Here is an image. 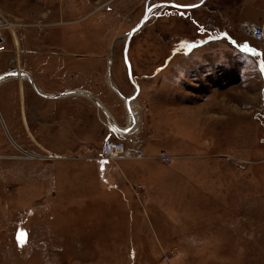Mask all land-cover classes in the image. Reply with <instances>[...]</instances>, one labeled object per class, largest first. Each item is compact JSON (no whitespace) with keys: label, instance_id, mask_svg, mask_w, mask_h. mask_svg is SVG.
<instances>
[{"label":"rangeland","instance_id":"obj_1","mask_svg":"<svg viewBox=\"0 0 264 264\" xmlns=\"http://www.w3.org/2000/svg\"><path fill=\"white\" fill-rule=\"evenodd\" d=\"M200 1L0 0L25 24L0 65L18 44L63 57L66 82L111 113L96 100L97 133L71 160L0 163V264H264V41L243 31L264 28V0L159 7ZM115 90L133 96L134 125ZM101 112L148 160H98Z\"/></svg>","mask_w":264,"mask_h":264},{"label":"crops","instance_id":"obj_2","mask_svg":"<svg viewBox=\"0 0 264 264\" xmlns=\"http://www.w3.org/2000/svg\"><path fill=\"white\" fill-rule=\"evenodd\" d=\"M11 45L15 47V43ZM34 45L41 50L49 47L42 42ZM16 47L19 51L23 49L19 52L20 56L16 55L0 65V75L12 71L6 78L0 79V161H3L0 163L8 165L10 162L9 166L12 167L18 160L42 163L71 160V151L76 149L73 145L77 146L81 140H85L86 144L88 136L93 140L94 133H97L95 125L99 110L88 97L72 93L75 90L85 93L87 91L72 89L69 79L66 82L65 66L68 65L63 57L45 56L42 52L36 55L35 51H26L30 48L25 44L23 48L19 44ZM87 100L91 103L88 104ZM95 100L100 102L97 98ZM102 106L109 112L105 104ZM93 116H96L95 121ZM113 119L118 126H127V122L122 124L116 118ZM105 127L108 135L102 141L111 135L122 138L133 134H127L128 126L122 133H115L108 123H105ZM51 154L57 158H50ZM169 157L172 161L183 158L177 155ZM145 159L148 160V157ZM133 160L135 159L118 161ZM116 170L125 175L123 169ZM128 171L126 174L130 176ZM15 175L19 174L15 172Z\"/></svg>","mask_w":264,"mask_h":264},{"label":"built area","instance_id":"obj_3","mask_svg":"<svg viewBox=\"0 0 264 264\" xmlns=\"http://www.w3.org/2000/svg\"><path fill=\"white\" fill-rule=\"evenodd\" d=\"M25 27V24H15L9 21L7 15L3 12L0 7V53L8 52V37L11 39L10 27L11 26ZM37 28V34H40L45 26L42 20H37L34 24ZM15 29V28H13ZM245 35L253 40L254 42H263L264 41V28L261 25H247L243 29ZM3 32H7L9 36H5ZM14 43V40H11ZM10 73L12 71H9ZM2 75V74H1ZM1 156V154H0ZM146 156L142 152L137 150H129L125 147L124 143L120 140H113L110 137L106 138L103 141V145L98 156L99 161H117L120 159H135L142 160ZM158 158L161 162L168 164L171 159L169 156L164 153H160Z\"/></svg>","mask_w":264,"mask_h":264},{"label":"water","instance_id":"obj_4","mask_svg":"<svg viewBox=\"0 0 264 264\" xmlns=\"http://www.w3.org/2000/svg\"><path fill=\"white\" fill-rule=\"evenodd\" d=\"M204 2V0H201L198 4H195V5H192V6H177V5H174V4H171V3H163V4H160L159 6L160 7H163V6H169V7H175V8H179V9H191V8H195L199 5H201L202 3ZM149 9H146L145 10V13H144V16L143 18L141 19L140 23L138 26H136L133 30L127 32L125 35H124V38L126 40H128L131 36H133L139 29L140 27L144 24L145 20L148 18V14H149ZM10 75V72H7V73H4L2 75H0V79H3V78H6L7 76ZM115 92L117 93V95H119V98L122 99L123 103H124V106L126 108V111L127 113L129 114L130 111H129V98L123 96L121 93H119L117 90H115ZM73 94H82L86 97H88L89 99H91L94 104L99 107V108H102L101 105L93 98L91 97L88 93H85V92H80V91H72ZM136 95V94H135ZM102 111L104 112V110L102 109ZM106 116V115H105ZM118 131V130H117ZM122 132H125L126 130H119Z\"/></svg>","mask_w":264,"mask_h":264},{"label":"bare ground","instance_id":"obj_5","mask_svg":"<svg viewBox=\"0 0 264 264\" xmlns=\"http://www.w3.org/2000/svg\"><path fill=\"white\" fill-rule=\"evenodd\" d=\"M160 7V6H159ZM150 11H149V14L148 15H150V13L152 12V10L153 9H155V7H151V8H148ZM17 26H20V25H17ZM17 26H11L10 27V32H11V34L13 35V37L15 36V29H13V28H16ZM15 38V37H14ZM81 92V91H80ZM135 94H136V89H135V91H134V94H133V96H135ZM91 96V95H90ZM133 96H131L130 98H129V111H130V113L128 114V118H129V120H131L132 119V125H134V121H135V117H134V112L131 110V106H130V103H131V99L133 98ZM92 97V96H91ZM91 100V99H90ZM91 102L94 104V102L91 100ZM95 105V104H94ZM96 106V105H95ZM97 107V106H96ZM100 111H102V109L103 108H99V107H97ZM133 109V108H132ZM103 112V111H102ZM106 112V111H105ZM105 114V113H104ZM106 115V114H105ZM107 116V120H108V124L112 127V129H114V131L115 132H117V133H121V131H119V130H124L123 128H119L117 125H116V123L111 119V117L109 116V115H106ZM129 126H131V125H129ZM129 128V127H128ZM132 128H129V131L127 132V134H130L131 133V130ZM118 130V131H117Z\"/></svg>","mask_w":264,"mask_h":264},{"label":"flooded vegetation","instance_id":"obj_6","mask_svg":"<svg viewBox=\"0 0 264 264\" xmlns=\"http://www.w3.org/2000/svg\"><path fill=\"white\" fill-rule=\"evenodd\" d=\"M128 122H130V120H129V118H128ZM132 122H130V124H131ZM124 129V128H123Z\"/></svg>","mask_w":264,"mask_h":264}]
</instances>
